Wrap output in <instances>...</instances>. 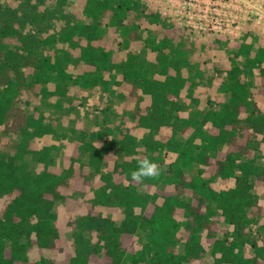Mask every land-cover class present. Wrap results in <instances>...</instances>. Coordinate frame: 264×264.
Instances as JSON below:
<instances>
[{"label":"trees","instance_id":"trees-1","mask_svg":"<svg viewBox=\"0 0 264 264\" xmlns=\"http://www.w3.org/2000/svg\"><path fill=\"white\" fill-rule=\"evenodd\" d=\"M144 17L163 23L161 38L145 41L156 52L155 75L128 50L143 41ZM254 33L260 30L249 21L240 40L226 38L233 66L219 90L230 97L198 118L180 113V97L194 99L196 82L184 66L195 42L147 0H82L78 20L44 39L26 37L0 16V264H264V200L255 192L264 186V109L254 99L264 96V37L255 36L256 47L248 41ZM59 43L53 53L38 49ZM255 69L256 84L248 78ZM95 88L121 99L124 116L145 133L139 137L124 122L111 142L104 138L115 134L112 127L82 132L62 166L53 155L55 123L23 97ZM170 151L176 156L166 163ZM145 158L157 164L159 178L133 181ZM105 161L112 171H103ZM160 183L173 188H155ZM57 201L86 209L66 220L73 248L61 258L33 259V252L59 248ZM116 209L124 211L120 223L107 214Z\"/></svg>","mask_w":264,"mask_h":264},{"label":"rangeland","instance_id":"rangeland-1","mask_svg":"<svg viewBox=\"0 0 264 264\" xmlns=\"http://www.w3.org/2000/svg\"><path fill=\"white\" fill-rule=\"evenodd\" d=\"M223 1L226 2L224 5L213 4L212 6L214 11L220 13L218 16L221 22V27H217V31L214 32L211 29L201 30L200 32L190 30L187 25L178 24L171 15H166L185 28L186 32L194 40L196 47L195 51L191 53L188 65L184 66V73L187 74L190 81L196 82L193 92L194 99L190 98L186 93L180 97L182 104L180 113L182 115H194L202 118L210 105H217L229 99V92L219 90V86L227 78L228 69L233 66L234 54L231 52L232 47L227 43V37L231 41L240 40L243 29L248 25L249 21H252L253 26L260 30V35L254 33L253 36L248 38V41L255 42V36L264 37V0ZM147 2L155 7V0H147ZM162 2H160V5H164ZM81 3L82 0H0V16L1 18H8L21 26L26 37L31 38L36 35L38 39H44L47 35L56 33L61 27L70 24L73 20H78ZM141 23L143 41L132 43L128 50L138 52L140 54V64L148 71L149 75H155L158 68L156 52L152 51L151 44L145 41L148 37L161 38L163 23L161 21L153 23L149 17H144ZM61 45L60 43L41 44L38 49L42 53H53ZM255 46H258L257 43ZM125 56L126 50L122 52V57ZM243 60V57H239V62L242 63ZM69 68L73 69L72 62ZM248 78L256 84L259 81L257 70L255 69L253 73H250ZM57 97L58 95L53 98L48 97V99L40 97L37 100L33 94H26L23 99L25 103H29L31 108L36 106V108L43 110L47 116V121L51 120L55 123L54 125L59 135L53 138V141L57 144L53 155L56 158V162L62 166L68 164L65 154H69L72 151L74 138L82 132L91 134L99 130L107 131V129L112 127L115 134H106L104 138L105 141L111 142L113 136L118 134L115 125L119 122H124L139 137L145 133V131L137 127L136 122L132 118L124 116L121 106L122 100L117 97L106 96L100 88L93 90L69 89V91L59 95V100H57ZM254 99L264 109V96L256 94ZM72 129L75 130V134L72 133ZM114 146L116 152L121 153L115 141ZM261 155L260 161H264V144L262 145ZM175 156L176 154L170 151L166 163H170ZM32 164H34L33 161ZM113 166V162L105 161L103 163V171H112ZM198 166L196 164L189 171L192 174H196ZM94 181H100L99 174L95 176ZM213 185L217 189L221 187L217 181ZM157 187H163L166 190L173 188V186L164 183L155 186V188ZM255 192L259 194L260 201L263 202L264 186H257ZM90 193L93 195L94 189H91ZM54 211L58 215L61 230L59 248L33 252L31 254L33 259L39 258L41 254L51 258H61L66 250L73 248L71 244L67 243V241H70L73 229L66 224V220L85 213L86 209L68 210L63 201H57ZM107 214L115 218L118 223L124 218L123 209H116ZM263 222L264 218L260 219L259 223ZM221 224L223 226L226 225L223 219H221ZM203 242L206 248L205 259L208 262H212L214 260L212 246L205 239ZM179 246L181 250H184L183 242ZM249 254H252L251 249ZM129 264L134 263L130 262ZM141 264L151 263L144 262Z\"/></svg>","mask_w":264,"mask_h":264},{"label":"built area","instance_id":"built-area-1","mask_svg":"<svg viewBox=\"0 0 264 264\" xmlns=\"http://www.w3.org/2000/svg\"><path fill=\"white\" fill-rule=\"evenodd\" d=\"M161 1L164 5H160ZM225 3L223 0H155L154 5L163 15H171L178 24L187 25L190 30L200 32L211 29L214 32L221 27V22L220 13L212 6Z\"/></svg>","mask_w":264,"mask_h":264},{"label":"clouds","instance_id":"clouds-1","mask_svg":"<svg viewBox=\"0 0 264 264\" xmlns=\"http://www.w3.org/2000/svg\"><path fill=\"white\" fill-rule=\"evenodd\" d=\"M160 170L157 164L147 158L139 160L138 168L131 172V179L136 182H142L144 179H158Z\"/></svg>","mask_w":264,"mask_h":264}]
</instances>
